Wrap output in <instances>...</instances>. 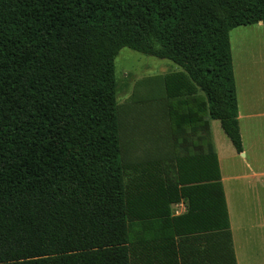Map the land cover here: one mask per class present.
<instances>
[{
	"label": "trees",
	"instance_id": "1",
	"mask_svg": "<svg viewBox=\"0 0 264 264\" xmlns=\"http://www.w3.org/2000/svg\"><path fill=\"white\" fill-rule=\"evenodd\" d=\"M259 23L264 0H0V264H137L147 225L182 251L209 243L182 264H236L211 122L242 153L230 33ZM124 48L182 71L141 80L122 108ZM126 125L161 134L157 164L126 163ZM131 170L164 196L149 222Z\"/></svg>",
	"mask_w": 264,
	"mask_h": 264
},
{
	"label": "crops",
	"instance_id": "2",
	"mask_svg": "<svg viewBox=\"0 0 264 264\" xmlns=\"http://www.w3.org/2000/svg\"><path fill=\"white\" fill-rule=\"evenodd\" d=\"M246 69L244 64L239 69L243 87L247 85L252 87L254 82L264 85V70L260 74L263 79L257 78V81H254L249 79L251 74ZM234 74L238 95V123L242 139V153L236 151L229 138L222 132L221 125L219 127L221 132L218 130L219 125L216 121L211 122L212 135L219 161L236 264H264V94L260 93L262 95L260 96L256 89L251 88L246 90L241 99L235 62ZM245 78L248 79L244 80ZM156 161H146L140 165L154 166L157 164ZM174 166L172 163V167ZM129 176V179L127 177L128 182L138 178L141 189L133 191L132 194L133 198L139 200L140 214L146 216V219L141 222H149L152 215L167 207L163 203L164 196L162 192L146 187L153 183L152 177L147 173L142 172L140 177H132L134 174L131 170ZM174 180L175 178H172V181ZM142 181L146 184L143 185ZM172 197L175 195L173 194ZM188 204V200L184 198L171 203L169 206L171 215L178 217L187 214ZM137 232L139 241L133 244V258L137 264H182L181 257L187 254L192 259L200 253L204 257L205 247L209 244L204 241L201 244L194 241L188 242L186 250L182 251L179 247L182 243L181 239L167 241L147 238L151 234L149 225L138 229Z\"/></svg>",
	"mask_w": 264,
	"mask_h": 264
},
{
	"label": "rangeland",
	"instance_id": "3",
	"mask_svg": "<svg viewBox=\"0 0 264 264\" xmlns=\"http://www.w3.org/2000/svg\"><path fill=\"white\" fill-rule=\"evenodd\" d=\"M230 39L235 69L240 82L241 99L244 97L246 90L251 88L253 90L256 89L259 94H264V85H258L254 82L252 87L248 85L243 87L239 72L240 66L244 64L245 68H247L246 71L251 74L249 76L250 80L263 79L260 74L264 70V24L236 28L231 31ZM180 71H182L181 67L168 59L144 55L128 48L122 49L115 61L116 81L120 88L128 85V90L119 92V105L122 108H126L129 105L135 87L141 80ZM243 77L245 76L243 75ZM246 79L248 78L244 80ZM260 96L262 95L260 94ZM216 124L219 125L218 130L220 131V123L216 121ZM144 127L138 126L133 130L126 125L124 129L125 158L126 163H129L130 167L162 158L157 155V152L163 146L160 138L161 134L154 133V135H150Z\"/></svg>",
	"mask_w": 264,
	"mask_h": 264
}]
</instances>
